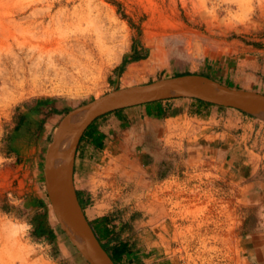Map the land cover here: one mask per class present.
Listing matches in <instances>:
<instances>
[{"label": "rangeland", "instance_id": "374dc122", "mask_svg": "<svg viewBox=\"0 0 264 264\" xmlns=\"http://www.w3.org/2000/svg\"><path fill=\"white\" fill-rule=\"evenodd\" d=\"M185 73L264 93V0H0V264H90L47 189L57 129L96 97ZM184 113L196 132L203 122L192 108ZM247 115L256 122L248 145L262 155L264 120ZM175 123L145 124L166 133L158 162L141 154L155 144L150 136L146 146L114 148L124 168L115 172L116 185L84 191L85 212L93 217L104 195L119 200L122 209L109 211L113 229L124 211L148 201L177 264L261 263L244 249L246 225L258 221L244 180L200 160L186 170L183 155L171 154ZM177 146L183 149L182 140Z\"/></svg>", "mask_w": 264, "mask_h": 264}, {"label": "crops", "instance_id": "0c3cea01", "mask_svg": "<svg viewBox=\"0 0 264 264\" xmlns=\"http://www.w3.org/2000/svg\"><path fill=\"white\" fill-rule=\"evenodd\" d=\"M174 101L176 103L172 104ZM188 108L194 110L193 116L198 122L205 124L202 123L196 132L188 128L187 113H184ZM169 118L176 122V130L173 131H176L174 134L178 136L171 137V154L180 152L183 155L186 170L191 168L193 161L200 160L203 165L209 167L227 166L232 176L244 180L242 188L245 200L258 205L255 208L257 223L253 224V229L250 222L246 225L244 249L253 258L261 261L259 264H264V173L259 170V165L264 163V153L261 155L259 150L248 145V137L255 134L256 122L235 108L210 105L195 99L177 98L129 107L99 118L83 134L75 155L73 181L77 192H80L81 200L83 201L85 190L97 195L99 191L116 185V181L112 180L115 172L124 167L122 160L120 168L117 166L114 148L122 150L123 147L128 148L139 143L146 146L151 137L155 144H152L151 148H144L141 154L152 155L155 162H158L160 151L164 150L160 141L165 139L166 133L159 129L150 130L145 124H161ZM118 124L121 127H118ZM181 140L183 149L177 146ZM119 155L122 157V153L117 154ZM256 173L260 176L258 179L255 177ZM106 197L104 195L97 202L101 208L94 209L93 217L85 212L89 221L93 223L95 220L94 226L98 229L103 217L107 218V222L110 219L117 223V220L111 219L109 211L123 207V204L118 205L119 200L114 203ZM133 197L135 196L129 198V202H132ZM112 203L117 208L110 210V207H114ZM147 203L148 201H143V206L131 207L130 211H124L118 221L121 224L111 229V233L105 237L113 250L124 247L126 254L119 264L126 261L129 264H177V259L172 253L173 242L171 240L170 254L167 230L160 217L150 210Z\"/></svg>", "mask_w": 264, "mask_h": 264}, {"label": "water", "instance_id": "95a60500", "mask_svg": "<svg viewBox=\"0 0 264 264\" xmlns=\"http://www.w3.org/2000/svg\"><path fill=\"white\" fill-rule=\"evenodd\" d=\"M177 98L195 99L216 106L235 108L264 120V93L231 87L204 74L185 73L117 88L86 102L61 121L47 154V189L57 217H60V212H64L79 225L82 244H79L61 223L90 264L116 263L103 247L87 218L74 185L75 155L83 134L96 119L108 113ZM57 158L63 161L61 178L54 172Z\"/></svg>", "mask_w": 264, "mask_h": 264}, {"label": "trees", "instance_id": "16d2710c", "mask_svg": "<svg viewBox=\"0 0 264 264\" xmlns=\"http://www.w3.org/2000/svg\"><path fill=\"white\" fill-rule=\"evenodd\" d=\"M180 75V74H179ZM209 76V75H208ZM197 101H199V102H202V103H206V102H203V101H200V100H197ZM206 104H210V103H206ZM210 105H213V104H210ZM221 107V106H220ZM121 110H123V109H121ZM121 110H117V111H114V112H111V113H108V114H106V115H109V114H112V113H117V112H119V111H121ZM245 113V112H244ZM246 114V113H245ZM106 115H104V116H106ZM101 117H103V116H101ZM101 117H99V118H101ZM98 118V119H99ZM98 119H96V120H98ZM95 120V121H96ZM94 121V122H95ZM93 122V123H94ZM92 123V124H93ZM92 124L88 127V129L89 128H91V126H92ZM87 129V130H88ZM87 130H86V132H87ZM78 195H79V200L81 201V204H82V206H83V208H85L84 207V203H83V201L81 200V198H80V192L78 191ZM106 217H103L102 219H101V222H102V224H101V226H100V231L104 234V236H108L110 233H111V227H110V225H109V223H107V221H106ZM90 223H91V225H92V227L94 228V230H95V232H96V234H97V236H98V238H99V240L101 241V243H102V245H103V247L106 249V251L110 254V256L112 257V259L114 260V262L116 263V264H119V262H120V259L126 254V251H125V249H124V247H122V248H119V249H110L109 248V246H108V244H106V243H104L103 241H102V238H101V235L99 234V231H98V228H96V226H94V224L90 221Z\"/></svg>", "mask_w": 264, "mask_h": 264}, {"label": "bare ground", "instance_id": "6f19581e", "mask_svg": "<svg viewBox=\"0 0 264 264\" xmlns=\"http://www.w3.org/2000/svg\"><path fill=\"white\" fill-rule=\"evenodd\" d=\"M62 164H63V161L61 158H57L54 164L55 175L59 178L62 177ZM59 214H60V217L58 218L60 222L63 224V226L66 229H68L74 236H76L79 239V241L82 243L83 239H82V234H81L79 225L74 223L72 219L66 213L60 212Z\"/></svg>", "mask_w": 264, "mask_h": 264}]
</instances>
